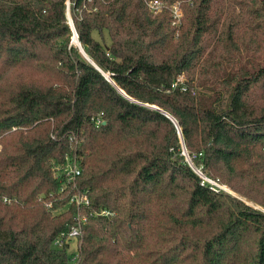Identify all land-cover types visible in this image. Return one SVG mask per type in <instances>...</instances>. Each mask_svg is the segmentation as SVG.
<instances>
[{
	"label": "trees",
	"instance_id": "16d2710c",
	"mask_svg": "<svg viewBox=\"0 0 264 264\" xmlns=\"http://www.w3.org/2000/svg\"><path fill=\"white\" fill-rule=\"evenodd\" d=\"M209 182L264 208V0H0V264H264Z\"/></svg>",
	"mask_w": 264,
	"mask_h": 264
},
{
	"label": "built area",
	"instance_id": "2783aa9c",
	"mask_svg": "<svg viewBox=\"0 0 264 264\" xmlns=\"http://www.w3.org/2000/svg\"><path fill=\"white\" fill-rule=\"evenodd\" d=\"M159 4L158 2H152L149 5V8L152 10H156L159 8ZM177 8V12L178 13H174L175 9ZM172 12V17L175 20L179 19L181 17V11L179 10L177 5H174L171 9ZM173 24H176V22H173ZM97 124H99V121H97ZM63 175L66 179V183H70L72 187L75 186V180L76 178L80 175V168L78 165V162L73 159H69L67 160L64 168L61 171V174ZM55 176H58V174L56 173ZM212 187L211 189L216 191V190H224L223 188H221V186L219 187V185L215 184V183H211L209 182ZM225 188V187H224ZM63 189H61L60 191H62ZM69 203L75 204V206L77 207L78 211L85 206L89 205L88 199L86 197V195L84 194H73L70 196L69 198ZM47 207L50 206V204H46ZM100 215L103 216H107L109 215V213L107 211H101ZM86 221V217L84 216H80V214L78 213L76 216V226L72 227L71 230L69 231V233L65 236L64 242H68L71 241L72 239L77 240V238H79L82 234V225L85 223ZM64 236H62V238L58 239L55 241L54 246L60 247L62 244ZM76 249H77V245H76ZM75 249V250H76ZM71 262H75L76 261V254L72 255L71 257Z\"/></svg>",
	"mask_w": 264,
	"mask_h": 264
},
{
	"label": "rangeland",
	"instance_id": "374dc122",
	"mask_svg": "<svg viewBox=\"0 0 264 264\" xmlns=\"http://www.w3.org/2000/svg\"><path fill=\"white\" fill-rule=\"evenodd\" d=\"M174 13H178V12H177V8L175 9ZM66 16H67V18L69 17V11H68V8H67V11H66ZM76 46H77V45H76ZM219 187H220V186H219ZM221 188H223V189H224L226 192H228V193L234 194L237 198H239V199L245 201L247 204L251 205V206L254 207L255 209H258V210H260V211H262V212L264 211V208H262V207L256 205L255 203H253V202H251V201H249V200H247V199L241 197L240 195H237V194L233 193L231 190H229V189H227V188H224L223 186H221ZM69 249H70L71 252H72V251H75V249H76V240L72 239V240L70 241V247H69Z\"/></svg>",
	"mask_w": 264,
	"mask_h": 264
},
{
	"label": "water",
	"instance_id": "95a60500",
	"mask_svg": "<svg viewBox=\"0 0 264 264\" xmlns=\"http://www.w3.org/2000/svg\"><path fill=\"white\" fill-rule=\"evenodd\" d=\"M68 19V24H69V26L71 27V29H72V31H73V34H74V36H73V38H72V43L73 44H75V45H77V47L79 48V50H80V52H82V54L84 55V53H83V51H82V49H81V47H80V45H79V43H78V41H77V35H76V33H75V31H74V29H73V26H72V23H71V19H70V16L67 18ZM85 56V55H84ZM86 57V56H85ZM106 79H110L109 78V76L108 75H106ZM121 92V91H120ZM122 93V92H121ZM164 115H166L167 117H169L167 114H165V113H163ZM172 119V118H171ZM231 194V193H230ZM232 195H234V194H232ZM235 196V195H234ZM264 212V211H263Z\"/></svg>",
	"mask_w": 264,
	"mask_h": 264
}]
</instances>
